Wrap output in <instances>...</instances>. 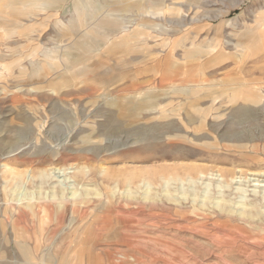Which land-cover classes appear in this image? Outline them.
Listing matches in <instances>:
<instances>
[{"label":"rangeland","instance_id":"rangeland-1","mask_svg":"<svg viewBox=\"0 0 264 264\" xmlns=\"http://www.w3.org/2000/svg\"><path fill=\"white\" fill-rule=\"evenodd\" d=\"M1 1L0 264L27 262L22 229L34 264H264V0H149L151 12L117 10L125 0ZM83 1L124 27L82 34ZM62 62L74 70L57 71ZM61 76L84 82L53 97L40 87ZM60 204V225L36 221ZM71 213L86 232L129 229L134 249L51 236Z\"/></svg>","mask_w":264,"mask_h":264},{"label":"bare ground","instance_id":"bare-ground-1","mask_svg":"<svg viewBox=\"0 0 264 264\" xmlns=\"http://www.w3.org/2000/svg\"><path fill=\"white\" fill-rule=\"evenodd\" d=\"M126 2V5L123 7V8H120V9H117V10H121V11H129V10H133V8H137V7H140V6H143L145 7L146 6V9H147V12H151V11H154L152 10L151 6L153 4V1H149V0H136V1H133V2H130V1H125ZM98 4V3H96ZM39 6H47V3H38ZM80 5V13L77 15L78 17V20L79 22L81 21L82 19V22H81V25H83L85 27L84 31L82 32V34L84 33L87 37L89 38H92L94 37L95 35H98L99 34L101 35L102 34V30H105V29H108V28H116L117 29H120L121 27L123 28V24L125 23L123 21V18L121 17H117L115 14H113L112 12L110 13H107V9L108 7L106 5H94L92 6L91 2H82L79 4ZM98 6V7H97ZM22 8H26V3L22 4L21 6ZM161 6H159L158 8H160ZM142 8H138L137 11H140ZM156 11H160V13H163L164 9H156ZM87 13V14H85ZM92 13V14H91ZM76 16V15H75ZM71 17V21H70V24L73 23L74 21H77V17ZM6 21H10V20H6ZM3 26V25H2ZM1 26V28H2ZM89 28V29H88ZM4 30V28L2 29ZM256 34H254V32L248 36V39L245 41V45H255L256 41L259 40V37H256L255 36ZM62 58V57H61ZM61 65V68L59 67H56V70L59 71L60 73L62 72H65L64 70L65 69H70V70H74L73 69V65H68V63H60ZM44 68L43 65L41 64L38 69L40 68ZM64 67V69H63ZM75 77H84V75L82 76H79L75 73L74 75ZM79 81H77V79H72V78H66L64 79L62 76L61 77H58V78H51V79H46V80H43V85H41L40 87L42 88H45L48 92H49V95L51 97L54 96H59L60 94L62 93H66L69 92V91H75V90H78L80 88V85L84 82L83 79H78ZM90 80H94V81H97L99 82V84H103L105 81V79H100V78H93V79H90ZM12 87V86H11ZM25 87L23 84L22 85H19V86H16L15 88L7 91L9 92V95L13 94H19V93H23V91H21V89ZM27 87V86H26ZM64 89L65 91L64 92H61V90ZM26 90V89H25ZM24 90V91H25ZM28 90V88H27ZM6 92V93H7ZM63 95V94H62ZM105 95V103L114 108H116L117 110H121L122 108H125L123 107L122 105H120V103L117 101V98H112L110 96H108L107 93H95V92H90L88 94V98L91 99L90 101L92 100H96L98 98H101L102 96L104 97ZM97 101V100H96ZM94 102V101H93ZM150 106V105H149ZM134 107H138L137 105H134ZM127 108V107H126ZM74 121H76L75 117H74ZM44 122L43 121L42 123H37V125L39 126V128H42L43 125H44ZM76 125V124H75ZM40 131V130H39ZM71 130L69 129L62 137V141H67L68 140V137H69V134H70ZM40 134V133H39ZM44 136V135H43ZM90 136H86L85 139H86V142H90L89 139ZM40 137L38 136V138H36V140H39ZM61 143V142H60ZM48 147L53 151V150H56L58 148V144H51V143H48L47 144ZM61 145V144H60ZM8 153H11V151H8ZM42 153V152H41ZM55 153V151H54ZM56 154V153H55ZM55 169H57L58 171H62L63 172V180L61 181L62 184L63 182L68 179V183H71L69 180L70 178H72V175H69L68 173H64L65 172V169L64 168H61V167H55ZM54 167H53V170H55ZM81 169V168H80ZM84 169V168H83ZM49 170L51 171V169L49 168ZM52 170V171H53ZM195 170V169H194ZM51 171V172H52ZM50 172V173H51ZM190 172V170H189ZM188 172V173H189ZM14 173V172H12ZM55 173V172H54ZM57 173V172H56ZM191 173H192V170H191ZM44 174V172H43ZM46 175V174H45ZM56 175V174H55ZM29 176V175H28ZM47 177V175H46ZM191 179V178H190ZM148 182H145V184H147ZM65 188L67 187H62V190H65ZM167 193V191H166ZM70 194V195H69ZM77 194V191L74 189L72 191H70L68 193V195H66L68 198H73L75 197V195ZM168 195V194H167ZM66 197V198H67ZM65 199V198H63ZM74 199H77V198H74ZM21 197L20 199L18 198L15 202L16 204H20L21 203ZM29 204H31V201L28 202ZM27 203V204H28ZM250 203V202H249ZM202 204V203H201ZM216 205H219L216 203ZM243 206V205H242ZM249 206V205H248ZM226 207V206H225ZM249 208V207H248ZM225 212L228 213L227 209L225 210ZM246 212V211H245ZM230 214V213H229ZM240 216L243 215V212L239 213ZM247 215V214H246ZM251 215V214H250ZM249 216V214H248ZM250 217V216H249ZM255 217V216H254ZM249 222V221H248Z\"/></svg>","mask_w":264,"mask_h":264},{"label":"crops","instance_id":"crops-1","mask_svg":"<svg viewBox=\"0 0 264 264\" xmlns=\"http://www.w3.org/2000/svg\"><path fill=\"white\" fill-rule=\"evenodd\" d=\"M35 1H33V2H35ZM43 1H45V0H37L36 2H43ZM26 2H27L26 0H22L21 1L22 4H24ZM120 2H121V4H123V6L126 3L124 1H120ZM1 3H2V1L0 0V4ZM55 3L57 4L58 1L55 0ZM1 6H2V4L0 5V7ZM162 6L165 7V5H163V3H162ZM144 14H145V16L149 15V14H146V13H143L141 15H144ZM163 14H164V11H163V13H158V14H154V15L162 16ZM150 16H152V15H150ZM110 206L111 205H110V203L108 201L100 202V204H98L96 209L98 211H109L110 210ZM62 209H63V206L61 204L60 205H56L57 214L55 212V214H53L54 217H51L49 219L48 218L37 219L36 221H38L39 223H42V222H48L49 220L54 219V221H56L60 225L62 223V221L64 220V218H65L62 215V213H61ZM90 211H92V209H90ZM105 219L103 220V227L108 225V221L105 220ZM123 219H125V218L121 216L122 226L123 227H131L129 221L123 220ZM34 220L35 219H31V221H34ZM67 221H69L67 223V231L69 229L68 232L64 231L63 229H65V228H63L60 231H54L51 236L65 238L66 236H69L70 233H74V237H80L81 238V236L85 234L88 238H102V237H104L105 239H113V240H116V241L126 242V244L128 245L129 248L134 249L133 245L130 242V240H128V239H130V237H132V234L129 233L130 232L129 229H127L126 231L123 232L121 229H119V230H117V229L116 230L115 229L114 230H110V228H109V229H107L106 232H103V233L102 232H97V231H94V230L90 229L89 231L86 232L85 228L83 227L84 224L82 226L79 223L76 224V218H75L74 214H72V213L70 214L69 219ZM75 224H76V226H75ZM72 227H74V228H72ZM34 233H35V237L36 238H39V237H41L43 235L41 229L34 230ZM17 236L19 237V239L17 240V244H18L19 249H21V251L25 255H27V262L25 264H34L32 261L29 262V260L32 258V255H34V254H33L32 249L29 247V245L26 244V239L28 237V234H27L26 230H23V229L22 230H17ZM49 252L50 251H48V252L43 251L42 253L44 254V253H49ZM53 252H55V251H53Z\"/></svg>","mask_w":264,"mask_h":264}]
</instances>
